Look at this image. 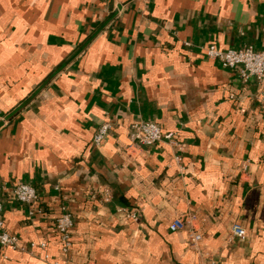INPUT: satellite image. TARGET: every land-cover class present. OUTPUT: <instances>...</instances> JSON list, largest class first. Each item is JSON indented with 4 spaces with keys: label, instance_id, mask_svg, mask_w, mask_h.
Instances as JSON below:
<instances>
[{
    "label": "crops",
    "instance_id": "crops-1",
    "mask_svg": "<svg viewBox=\"0 0 264 264\" xmlns=\"http://www.w3.org/2000/svg\"><path fill=\"white\" fill-rule=\"evenodd\" d=\"M210 45L264 50V0H0V202L24 247H0V264H264V85L210 60ZM138 121L177 147L127 150ZM17 183L39 200L18 203ZM103 188L109 201L92 199Z\"/></svg>",
    "mask_w": 264,
    "mask_h": 264
},
{
    "label": "built area",
    "instance_id": "built-area-1",
    "mask_svg": "<svg viewBox=\"0 0 264 264\" xmlns=\"http://www.w3.org/2000/svg\"><path fill=\"white\" fill-rule=\"evenodd\" d=\"M188 46L189 43H186ZM206 56L213 60L225 69L234 70L240 68V74L243 78L247 79L253 77L264 85V50H255L252 46L244 47L241 49H229L222 51L217 49L214 45H210L204 49ZM264 98V93H261ZM111 129L110 123H104L98 129L93 138L94 144L100 146L108 135ZM175 133H164L160 126L153 121H138L133 123L129 134V144L127 150H137L138 148L151 147L158 143L167 142L176 145ZM178 145V149H179ZM177 160L180 161L179 157ZM58 189V187H56ZM97 194L101 196L103 201H109L110 193L108 189H99L91 197L95 199ZM12 197L20 204L32 205L39 200L38 190L26 183H17L13 186L11 191ZM139 209L131 210L129 208H119L118 213L122 214L124 219L137 220V213ZM74 226V221L71 215L62 209L60 216L56 220V231L60 237L61 251L64 254H69L72 248L71 230ZM186 222L181 216L172 219L169 224V229L172 232L182 231L185 229ZM231 235L234 239L241 241L247 237L245 229L238 223H233L231 226ZM189 247L198 252L199 246L203 240V234L197 229H190L188 231ZM38 246L42 249L46 248V243L42 242L39 245L34 243L30 244L31 248ZM0 247L3 249L24 250L15 235L10 234L4 225L3 220V205L0 202ZM44 259L51 264H58L51 262L49 255L45 254Z\"/></svg>",
    "mask_w": 264,
    "mask_h": 264
}]
</instances>
